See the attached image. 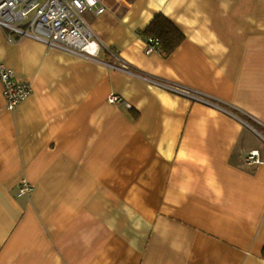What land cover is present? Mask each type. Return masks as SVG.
<instances>
[{"label":"crops","instance_id":"obj_1","mask_svg":"<svg viewBox=\"0 0 264 264\" xmlns=\"http://www.w3.org/2000/svg\"><path fill=\"white\" fill-rule=\"evenodd\" d=\"M99 1L94 60L0 27V264H264V0Z\"/></svg>","mask_w":264,"mask_h":264},{"label":"built area","instance_id":"obj_2","mask_svg":"<svg viewBox=\"0 0 264 264\" xmlns=\"http://www.w3.org/2000/svg\"><path fill=\"white\" fill-rule=\"evenodd\" d=\"M99 0H0V27L10 41L14 36H31L49 46L82 54L96 59L102 51L101 37L87 24L83 15L93 12L96 16L105 13ZM33 15L32 17H30ZM146 55L159 51L158 39L147 40ZM0 82L7 109L15 110L28 100L32 93L31 84L16 79L15 71L0 60ZM111 103L120 102L112 96ZM259 152H250L246 163H260ZM32 188L24 182L20 193H30Z\"/></svg>","mask_w":264,"mask_h":264},{"label":"trees","instance_id":"obj_3","mask_svg":"<svg viewBox=\"0 0 264 264\" xmlns=\"http://www.w3.org/2000/svg\"><path fill=\"white\" fill-rule=\"evenodd\" d=\"M142 35L146 39H158L159 53L165 58L171 56L185 40L180 29L163 14H157Z\"/></svg>","mask_w":264,"mask_h":264},{"label":"bare ground","instance_id":"obj_4","mask_svg":"<svg viewBox=\"0 0 264 264\" xmlns=\"http://www.w3.org/2000/svg\"><path fill=\"white\" fill-rule=\"evenodd\" d=\"M138 6V3H136V5L132 6V12L130 11V5L127 2V0H122V5L120 6V8L118 9L117 14L121 15L122 17L126 16L129 14V16H131L135 11L136 8Z\"/></svg>","mask_w":264,"mask_h":264},{"label":"rangeland","instance_id":"obj_5","mask_svg":"<svg viewBox=\"0 0 264 264\" xmlns=\"http://www.w3.org/2000/svg\"><path fill=\"white\" fill-rule=\"evenodd\" d=\"M33 15H31L30 17H32ZM83 18L84 20L87 22V24L89 26H92L91 22L94 21V22H99L101 20V18L97 17L94 15L93 12H86L84 15H83Z\"/></svg>","mask_w":264,"mask_h":264}]
</instances>
